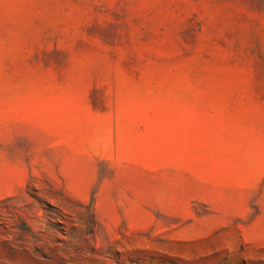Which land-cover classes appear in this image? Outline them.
I'll return each instance as SVG.
<instances>
[{"label": "rangeland", "instance_id": "374dc122", "mask_svg": "<svg viewBox=\"0 0 264 264\" xmlns=\"http://www.w3.org/2000/svg\"><path fill=\"white\" fill-rule=\"evenodd\" d=\"M0 264H264V0H0Z\"/></svg>", "mask_w": 264, "mask_h": 264}]
</instances>
